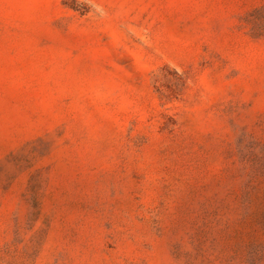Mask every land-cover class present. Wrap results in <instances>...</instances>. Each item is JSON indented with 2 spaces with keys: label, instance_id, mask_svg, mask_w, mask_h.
I'll return each mask as SVG.
<instances>
[{
  "label": "rangeland",
  "instance_id": "rangeland-1",
  "mask_svg": "<svg viewBox=\"0 0 264 264\" xmlns=\"http://www.w3.org/2000/svg\"><path fill=\"white\" fill-rule=\"evenodd\" d=\"M0 264H264V0H0Z\"/></svg>",
  "mask_w": 264,
  "mask_h": 264
}]
</instances>
